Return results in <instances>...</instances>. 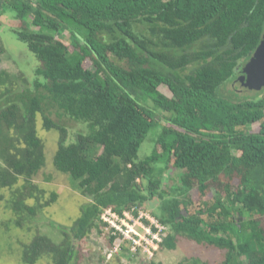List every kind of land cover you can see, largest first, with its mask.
Masks as SVG:
<instances>
[{"label": "trees", "instance_id": "trees-1", "mask_svg": "<svg viewBox=\"0 0 264 264\" xmlns=\"http://www.w3.org/2000/svg\"><path fill=\"white\" fill-rule=\"evenodd\" d=\"M0 6L15 13L19 39L40 62L35 83L19 92L16 80L0 73V187L20 179L32 185L45 167L42 114L45 129L61 134L55 168L91 199L71 227L58 226L61 243L38 234L25 245L23 264H77L75 243L108 225L105 209L126 220L155 198L165 200L161 214L152 213L157 224L143 221L161 235L154 240L160 250H175L185 238L225 251L218 263L191 257L180 264H264V95L235 101L221 93L233 82L248 89L238 72L264 36V0H0ZM189 65L195 67L187 73ZM52 110L88 132L67 143V128L46 115ZM256 123L257 132L246 130ZM151 134L152 152L142 158ZM172 167L181 171L174 189L153 177ZM20 197L16 211L33 217L36 208L26 199L36 196L29 190ZM111 234L113 244L121 234L114 228Z\"/></svg>", "mask_w": 264, "mask_h": 264}, {"label": "rangeland", "instance_id": "rangeland-1", "mask_svg": "<svg viewBox=\"0 0 264 264\" xmlns=\"http://www.w3.org/2000/svg\"><path fill=\"white\" fill-rule=\"evenodd\" d=\"M19 26L20 23L13 11L7 10L2 13L0 10V46L4 49L0 55V73L7 72L16 80L20 85L18 92L24 88L32 87L36 81L35 70L40 64L36 56L29 50L28 45L19 39L16 33ZM68 36L67 33L64 34L63 40L69 44ZM154 39L156 40V38ZM194 67L195 65H189L186 72H191ZM235 84L234 82L229 83L221 89V93L235 101H240V98L252 99L264 95L262 89L250 91ZM3 90L4 87L0 89V93ZM160 90L165 95L171 96V91L167 86L162 85ZM42 91H44L43 88ZM230 92H235L239 98L233 97ZM149 106H154L152 101L149 102ZM46 115L67 128V143L75 141L79 133L88 132L87 125L61 115L56 110H52L51 113L46 112ZM164 116L162 111H158L159 119L164 120ZM44 122V116L39 114L37 131L45 146V167L34 177L32 185H28L24 179H20L18 184L12 188L0 187V194L3 196V199L0 200V264H23L24 247L30 244L38 234L49 237L57 244L61 243L65 236L58 226L71 227L80 216L81 207L91 201L90 198L82 195L77 182L55 168L54 156L59 147L61 134L55 129L49 131L45 129ZM161 123L163 124L165 121H161ZM259 128V124L256 123L246 130L257 132ZM153 139L154 136L151 134L144 142L139 152L140 157L144 158L152 152ZM180 173V170L172 167L165 171H156L153 177L160 180L166 188L174 189L181 184ZM29 190H32L36 196L26 199L28 205L36 208L35 215L30 218L26 213L16 211L14 202ZM53 194H56L57 197L51 202ZM164 206V199L155 198L143 206L139 217L128 214L129 217L123 220L117 216L118 220H115V225L107 223V226H102L101 232L97 229L92 230L85 240L75 243L77 255L74 262L77 264H152V262L180 264L191 257L212 263L224 260V250L201 245L185 238L178 240L175 250H160L154 240L160 241L161 235L155 234L143 219L149 220L152 225L157 224L158 221L152 213L161 214ZM111 228L121 234V236L116 234L117 239L113 244L110 243V238L114 234V232L111 234ZM157 228L159 233L165 231L160 225ZM131 238L138 243L131 244L129 241H132ZM38 264L53 263L49 260H42Z\"/></svg>", "mask_w": 264, "mask_h": 264}, {"label": "water", "instance_id": "water-1", "mask_svg": "<svg viewBox=\"0 0 264 264\" xmlns=\"http://www.w3.org/2000/svg\"><path fill=\"white\" fill-rule=\"evenodd\" d=\"M238 80L251 90L264 87V36Z\"/></svg>", "mask_w": 264, "mask_h": 264}, {"label": "built area", "instance_id": "built-area-1", "mask_svg": "<svg viewBox=\"0 0 264 264\" xmlns=\"http://www.w3.org/2000/svg\"><path fill=\"white\" fill-rule=\"evenodd\" d=\"M126 217L127 218L129 217L128 216V213H126ZM101 220L103 222H105V223H111V224L115 225L114 222H115V220H118V217H117V215L111 209H105L104 212L101 215ZM127 236H128V234H127ZM131 239L134 241L135 244L138 243L133 238H131ZM133 248L136 249L135 246ZM110 255H109V257H111Z\"/></svg>", "mask_w": 264, "mask_h": 264}, {"label": "flooded vegetation", "instance_id": "flooded-vegetation-1", "mask_svg": "<svg viewBox=\"0 0 264 264\" xmlns=\"http://www.w3.org/2000/svg\"><path fill=\"white\" fill-rule=\"evenodd\" d=\"M0 8H1V6H0ZM0 10H1V12H2V8H1ZM2 13H3V12H2ZM246 64H247V63H246ZM246 64H245V66H246ZM245 66H242V67L245 68ZM242 72H243V71H239V72H238V73H239V74H238V78L241 76Z\"/></svg>", "mask_w": 264, "mask_h": 264}, {"label": "bare ground", "instance_id": "bare-ground-1", "mask_svg": "<svg viewBox=\"0 0 264 264\" xmlns=\"http://www.w3.org/2000/svg\"><path fill=\"white\" fill-rule=\"evenodd\" d=\"M133 231V230H132Z\"/></svg>", "mask_w": 264, "mask_h": 264}]
</instances>
